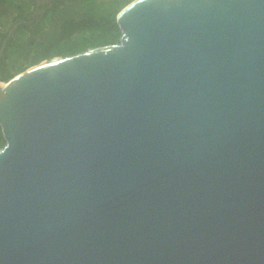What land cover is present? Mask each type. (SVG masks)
<instances>
[{
	"label": "water",
	"instance_id": "water-1",
	"mask_svg": "<svg viewBox=\"0 0 264 264\" xmlns=\"http://www.w3.org/2000/svg\"><path fill=\"white\" fill-rule=\"evenodd\" d=\"M116 21L0 80V264H264V0Z\"/></svg>",
	"mask_w": 264,
	"mask_h": 264
},
{
	"label": "trees",
	"instance_id": "trees-1",
	"mask_svg": "<svg viewBox=\"0 0 264 264\" xmlns=\"http://www.w3.org/2000/svg\"><path fill=\"white\" fill-rule=\"evenodd\" d=\"M22 1L24 4H27L25 0H0V48L6 40L0 56V80L2 81L8 80L16 73L25 69L26 66L28 67L43 59L51 58L55 55L72 54L89 47L114 43L119 40L120 28L116 21V14L120 9L119 6L125 0H119L112 11L102 8V11L98 14L91 13L77 20L68 19L62 22L59 30H53L54 41L40 46H37L38 40L36 37L41 21L33 30L28 28V23L22 20L23 18L25 19V9ZM68 1L70 0H51L42 5L44 12L41 15V19L48 22L49 18L54 17L58 6L63 2L64 4L68 3ZM31 20L35 23L39 18L35 16ZM3 21L11 23L20 21L16 30L27 28L32 30V32L24 39L20 35L16 37L15 33L7 38L8 30L1 29ZM4 143L5 139L0 126V147Z\"/></svg>",
	"mask_w": 264,
	"mask_h": 264
},
{
	"label": "rangeland",
	"instance_id": "rangeland-1",
	"mask_svg": "<svg viewBox=\"0 0 264 264\" xmlns=\"http://www.w3.org/2000/svg\"><path fill=\"white\" fill-rule=\"evenodd\" d=\"M27 4H24V17L22 20L26 23H28V28L34 29L39 24V32L37 34V40L38 44L37 46H40L42 44H50L54 41L53 37V30L57 31L60 29L62 22L68 20V19H80L82 16L96 13L102 11V8H106L109 11H112V9L117 5V2L119 0H70L65 5L64 2L58 6L57 12L55 13L53 18H49L48 22L42 18V13L44 12V8H42V5L46 4L47 2H50L51 0H25ZM131 0H125V2L119 6L121 9L124 5H126ZM51 5V3H50ZM119 9V10H120ZM40 14L39 20L35 23H33V20L30 21V19H33L35 15ZM29 21H27V19ZM43 21V22H42ZM20 21L17 22H8L3 21L1 24V29L3 30H11V35L15 33V36L18 37L19 35L24 39L28 35L31 34L32 30L24 29V30H16ZM33 23V24H32ZM50 23V24H49ZM16 24V25H15ZM15 25V26H14ZM24 32V34H22ZM22 34V35H21ZM27 67V66H26Z\"/></svg>",
	"mask_w": 264,
	"mask_h": 264
},
{
	"label": "flooded vegetation",
	"instance_id": "flooded-vegetation-1",
	"mask_svg": "<svg viewBox=\"0 0 264 264\" xmlns=\"http://www.w3.org/2000/svg\"><path fill=\"white\" fill-rule=\"evenodd\" d=\"M49 4H50V3H49ZM35 16H37V18H39L40 14H37V15H35Z\"/></svg>",
	"mask_w": 264,
	"mask_h": 264
}]
</instances>
